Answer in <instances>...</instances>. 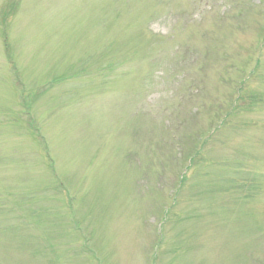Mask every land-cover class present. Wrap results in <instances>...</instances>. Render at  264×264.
Returning <instances> with one entry per match:
<instances>
[{
  "label": "rangeland",
  "instance_id": "374dc122",
  "mask_svg": "<svg viewBox=\"0 0 264 264\" xmlns=\"http://www.w3.org/2000/svg\"><path fill=\"white\" fill-rule=\"evenodd\" d=\"M0 264H264V0H0Z\"/></svg>",
  "mask_w": 264,
  "mask_h": 264
}]
</instances>
